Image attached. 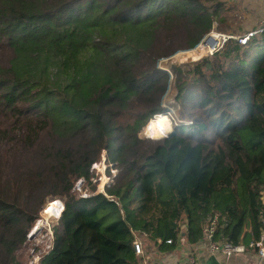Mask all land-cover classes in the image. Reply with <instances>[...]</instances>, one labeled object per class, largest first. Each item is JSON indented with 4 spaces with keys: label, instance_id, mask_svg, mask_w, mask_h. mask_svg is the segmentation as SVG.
<instances>
[{
    "label": "trees",
    "instance_id": "obj_1",
    "mask_svg": "<svg viewBox=\"0 0 264 264\" xmlns=\"http://www.w3.org/2000/svg\"><path fill=\"white\" fill-rule=\"evenodd\" d=\"M224 7L0 0V264H20L40 210L58 199L39 264H140L182 232L199 242L215 213V236L233 243L246 220L261 225L264 31L194 64L159 66L196 47ZM169 97L179 121L142 139ZM102 155L113 182L80 194Z\"/></svg>",
    "mask_w": 264,
    "mask_h": 264
},
{
    "label": "rangeland",
    "instance_id": "obj_2",
    "mask_svg": "<svg viewBox=\"0 0 264 264\" xmlns=\"http://www.w3.org/2000/svg\"><path fill=\"white\" fill-rule=\"evenodd\" d=\"M263 7H264V0H225V7L223 8L222 18L220 19V21H217L214 23V26L212 27L211 30H214V31L220 32V33L235 34V35L246 33L247 31L252 30L257 26V23L256 24L254 23L251 26L250 25L251 22L249 20H251V19L255 20L256 18H258L259 17L258 15L260 13L259 11ZM213 39L214 38L212 36L208 37L205 41V47H207L209 45V42H212ZM195 48L196 47H194L192 49H195ZM192 49H189L191 51H189V50L178 51L176 54H174L173 56H176L173 59L175 64H170L166 61V59H162L159 62V66L166 68V69H169V67H171V66H176V67L186 66L188 64H194L204 57H209L207 55H204L207 52L206 48H204V47H202V50L200 53L202 55H200V54L198 55V52L192 51ZM183 52H189V53H183ZM194 52H196V53L193 54ZM180 57H182L184 59H181ZM172 103H173L172 97H169L168 101L166 103L167 110H169L170 108H172V109L175 108V107L174 108L172 107ZM166 111H164V113L155 115L153 118H151L150 121H148V123L145 125V127L139 133V136L142 139L153 141V140H150L149 138L157 139L159 137H154V136L158 135L157 133L163 132V134H164V132L167 131L168 129L169 130L165 133L169 134V132L174 127V121L172 120V118H170V116L167 114ZM174 112H175V109H174ZM162 114H167V115H162ZM160 115H162V116H160ZM175 115L177 116L176 112H175ZM155 118H156V120L153 121V123H152L153 125L149 129L148 124H150L151 121ZM163 122L165 123L164 124L165 126L162 128L163 131L162 130H156L155 128L157 127V125L159 123H163ZM146 128H147V131L149 132L148 135L143 133V130ZM160 137L164 138L165 136H160ZM157 140H159V139H157ZM102 156H104V155H102ZM93 167H94V169H93V177L91 178V185L87 184V183H82L81 181H78L76 184V191L79 192L80 194L87 193L86 191L88 189L90 190V187H92V186L94 187L95 192L103 191L105 185H110L113 182V177H114L113 173L116 174V171H115L116 169L110 167V171L108 173L107 172L108 167H107L105 161L103 162V157ZM113 169H114V172H113ZM107 178L112 179V181L107 180ZM56 202H58V201L46 204V206L42 210H40V212L38 214V219H36L34 226H33V227H35V225L37 224L39 230H37V232L34 233V237H33L34 239H31V240L27 239L25 246H23V248H21L17 253V259H18L20 264H30L32 262L34 257H33V254H31V252L36 247L35 245L38 244L37 239L43 240L45 243L48 241L47 231L49 228L51 229L53 224L58 221L56 217H58L57 215L59 214L60 209H62L63 206H62L61 202H58V203H60V206L59 207L57 206L54 213L52 215H50L49 217H45V212H46L48 207L50 208L52 206V204L56 203ZM40 222H42V223H40ZM33 227H32V229H33ZM43 247H44V244H40L39 246H37V249H35V251H37L39 248H43Z\"/></svg>",
    "mask_w": 264,
    "mask_h": 264
},
{
    "label": "built area",
    "instance_id": "obj_3",
    "mask_svg": "<svg viewBox=\"0 0 264 264\" xmlns=\"http://www.w3.org/2000/svg\"><path fill=\"white\" fill-rule=\"evenodd\" d=\"M262 31H264V7H263V12H262V17L260 18L257 26L254 29L247 31L246 33H242V34H238V35L220 33V32H216L214 30H210L205 35L206 37H204L201 40V42L198 44V46H196V48L200 47V46L206 48L207 52L204 55L211 56L215 52H217L218 50L223 48L226 41L230 38L236 39L238 41V43L241 45H245L247 43V41L252 36H254L258 33H261ZM211 36L214 38L212 43L209 44L207 47H205L206 38L211 37ZM166 112L170 116V118H172V120L174 121V125H175L179 121V119L175 115L174 109L170 108ZM102 157H103V162H104L105 158H104V156H102ZM95 165H96V163H94L92 165L93 169H94L93 166H95ZM113 172H114V169H113ZM114 174L115 173H113V176H114ZM107 180L112 181V179H110V178H107ZM261 193H262L261 203L264 206V190ZM56 201L61 202L60 200H56ZM52 202H55V201H52ZM61 204L63 206L62 202H61ZM62 209H63V207H62ZM216 225H217V217L214 216L211 219V221H209L208 225H206L202 228V237L199 241L204 246H206L210 252H221L227 256H231V255H235V254H241V253H244L246 251V247L243 244L233 243V242H231L227 239H224V238H217L215 236ZM51 229L49 228L47 231L48 241L46 243L43 240L37 239L38 244L35 245L36 247L31 252V254H33L34 258L30 264H39L40 258L43 255H45L48 252V250L51 248L52 239H53V231ZM37 230H39V228H38V225L36 224L35 227H33V229L28 233L27 239H29V240L34 239L33 238L34 233H36ZM169 242H170V240L167 241V243H169ZM40 244H44V247L39 248L37 251H35V249H37V246H39ZM250 246L256 248L259 257H261V258L264 257V217H262V219H261V235H260V238L257 241H254ZM135 249H136L137 253H140V247L138 244H135Z\"/></svg>",
    "mask_w": 264,
    "mask_h": 264
},
{
    "label": "crops",
    "instance_id": "obj_4",
    "mask_svg": "<svg viewBox=\"0 0 264 264\" xmlns=\"http://www.w3.org/2000/svg\"><path fill=\"white\" fill-rule=\"evenodd\" d=\"M259 17L249 20L252 24H258L262 17L263 8L259 11ZM262 193H260V200ZM219 213H215L217 217ZM223 218V217H222ZM185 225H183V229ZM261 225L257 229H252V224L245 221L241 234L237 241L246 247V251L241 254L227 256L221 252H210L201 242L189 243L181 234L175 248L169 251L159 249L151 250L140 264H264V257H259L256 248L250 245L256 241L255 234L261 235ZM171 243V240L170 242Z\"/></svg>",
    "mask_w": 264,
    "mask_h": 264
},
{
    "label": "bare ground",
    "instance_id": "obj_5",
    "mask_svg": "<svg viewBox=\"0 0 264 264\" xmlns=\"http://www.w3.org/2000/svg\"><path fill=\"white\" fill-rule=\"evenodd\" d=\"M212 42H209V44H211ZM195 50V49H194ZM194 50H192V51H194ZM201 50H202V46L198 49V50H196L197 52H198V55L201 53ZM183 53H189V52H183ZM196 52H194L193 54H195ZM200 55H202V54H200ZM158 115V114H157ZM160 116H162V115H160ZM157 118V117H156ZM155 118V119H156ZM152 122V121H151ZM165 123L163 122V123H159L158 125H157V127L155 128L156 130H162V128L165 126L164 125ZM163 131V130H162ZM165 132H167V131H165ZM164 132V133H165ZM145 133L148 135V131H147V128L145 129ZM158 135H160V134H163V132H161V133H157ZM167 135V134H166ZM166 135H164V136H166ZM57 206L59 207L60 206V203H58V202H56V203H53L52 204V206L49 208H47V210H46V212H45V217H49L50 215H52L53 213H54V211H55V209L57 208ZM62 211V209H60V212ZM60 212H59V214L57 215L58 217H59V215H60ZM58 217H56V218H58ZM40 223H42V222H40Z\"/></svg>",
    "mask_w": 264,
    "mask_h": 264
},
{
    "label": "water",
    "instance_id": "obj_6",
    "mask_svg": "<svg viewBox=\"0 0 264 264\" xmlns=\"http://www.w3.org/2000/svg\"><path fill=\"white\" fill-rule=\"evenodd\" d=\"M176 56H171V57H169V58H167L166 59V61L168 62V63H170V64H175L174 63V58H175ZM163 68V67H162ZM164 69H166V68H164ZM166 70H168V69H166ZM101 192V191H100ZM63 208H64V206H63ZM63 210V209H62ZM61 213H62V211H61ZM61 213H60V215H61ZM60 215H59V217L57 218V220L60 218Z\"/></svg>",
    "mask_w": 264,
    "mask_h": 264
}]
</instances>
